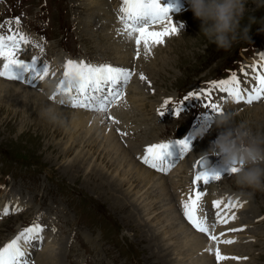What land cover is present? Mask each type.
Here are the masks:
<instances>
[{
  "label": "rangeland",
  "instance_id": "1",
  "mask_svg": "<svg viewBox=\"0 0 264 264\" xmlns=\"http://www.w3.org/2000/svg\"><path fill=\"white\" fill-rule=\"evenodd\" d=\"M34 1L37 2L35 7L24 10L22 8L28 5L23 0H0V17L16 14L21 17L25 25L44 30L41 17L44 11L45 14L48 11L49 20L46 19V21L50 22L47 29L50 36L47 45L52 56L59 49L58 42L62 35L69 34L76 55H86L93 60H102L112 55L113 57H119L109 44L108 40L110 38L105 34L103 27L99 22L93 21V18L97 16L96 11L104 9L93 4L89 7L85 6L84 4L88 0ZM58 2L60 4L59 9L56 8ZM257 2L264 4V0H247V10L241 22L242 25H246L248 17L255 16L256 20L255 23L251 24L249 38H239L227 51L218 49L215 44L209 43L199 33L201 21L194 16L191 8L182 16L175 18L174 21L180 24H183L187 19L191 26L188 28V25L186 27L184 24L183 29L184 27L186 29L179 28L178 35L171 40L167 38V42L161 49L160 45L155 46L157 49L155 55L144 62L148 65V68L142 62L143 68L151 74L149 81L153 87L152 92L148 94L149 96H144L145 101L140 108L146 115V118L140 119L143 124L140 129L142 132L145 131L146 127L147 131L151 130L146 138L151 139L166 135L172 137L176 135V129L181 124L187 126V131H190L193 125H199L205 117L208 118L211 109H208V111L202 109L209 101L222 104L220 97L217 95L218 89H214L210 97H202L200 101H197L196 97L183 100L181 111L177 114L174 106L179 105V102L189 92L200 91L199 85L207 88L210 81H218L225 77L229 78L230 74L236 70L241 80V87L250 88L244 83L243 77H249L248 73H251L250 66L256 64L254 54L257 51H264V7L258 8ZM51 4L53 7H51ZM108 8L110 9L111 6ZM25 11L27 12L25 13ZM13 25L15 28H20L15 23ZM105 46H107V49ZM118 51L120 52V50ZM103 52L106 53L103 54ZM230 62L234 64V68L224 73L223 69ZM246 67L247 69L242 72L241 69ZM238 71L243 75L242 77L239 76ZM202 82L204 84H201ZM136 93L134 89L130 88L127 95H135ZM138 94L143 97V91L139 90ZM158 98H160V102L159 105L154 107L156 111L157 109L164 110L162 107L163 101L166 98H171L172 104L167 106V110L173 111V119L168 117L164 119L153 118V107L150 101L156 102ZM253 103L250 105L251 107L242 106V110H240V106L233 105V108L230 107L226 113L234 114L233 124L241 120H247L254 131H264V101L254 105ZM257 105H260V108L257 109L263 110L255 118L251 109ZM12 117L13 114L7 115L0 110V245L17 228L20 227V230H22L31 222L37 221V219L38 222L43 223L42 219L44 218L43 220H46L45 222L49 223L50 226L54 225L55 231L52 229V233L57 238L63 239V243L59 247L60 254H62L66 264H162L163 255L161 253L158 256L155 255L153 249L156 251V247H154V243L151 245V242L144 238L143 228L135 224L128 211L121 209L116 198L114 199L113 194L109 192L110 190L102 188L95 178L89 177L92 170L88 169L87 172L81 170V172L78 171V168L69 166L74 156L72 148L67 150L72 152L71 155L69 153L62 154L61 150L56 149L60 140L66 137L69 138V128L66 132L55 135L53 127L51 129L43 127L47 130L42 135H36V130L33 129L31 123L28 125L25 121L28 117L27 113L19 115L17 120ZM215 118L216 116H214ZM223 130V128L213 124L201 143L195 146V150L187 161L196 165L201 153L208 152L212 143ZM141 141L138 140L137 142L141 143ZM104 146H108V144ZM101 151V148H99L97 152L99 155H96L92 167L95 166V162L100 160ZM107 151L113 152L111 149ZM108 154H105L100 161L103 167L109 166L112 162V160L109 161ZM209 155L214 157L216 164L225 165L221 156L217 155L220 160H216L215 154L209 153ZM183 167L181 166L179 171L174 174L175 183L184 174ZM170 173L172 174V171ZM168 182H171L170 179ZM225 184L230 185L232 189H238V186L233 182L227 181ZM130 188L133 192L137 186L133 185ZM146 189L142 190V195L145 194ZM179 189H181L180 186L177 187V193L180 191ZM245 191L251 192L252 205L258 208L256 211L264 214V191ZM8 192L18 196L19 200L24 201L22 203L30 201L26 212L15 214L23 211L20 210L15 211L14 215L3 214V201L1 198L6 197L5 204H7L9 198L6 194ZM129 197L131 199L139 198L138 195ZM159 197L158 195L153 204L156 213L154 215L152 212L149 213V217L146 219L142 215L140 220L141 224L145 221L149 223L151 229L158 234L162 232V229L158 228V224L154 222V219L160 218V214H164L168 210V206L165 204L166 200L163 197L159 199ZM158 207H161L162 210ZM246 214L250 218L249 239L253 238V241L243 245V248L249 253V258L246 259H244L246 256L241 255V258L244 259L243 264H264V219L253 221L258 218L254 217L260 214L256 212L257 215H253L251 211ZM148 235H151V233H148ZM161 235L166 241L162 240L165 245L163 243L161 245H164L165 249L161 251L166 253L171 251L170 256L173 260L172 263L164 264H188L191 262H188L187 256L183 253L180 254L177 249L173 248L178 244L175 242V238L171 235L168 237ZM206 240L209 243L208 248L210 246L213 248L207 237ZM37 244L40 245L41 242H37ZM46 245L49 246L45 242ZM226 250L227 247L222 250L221 254L225 255ZM208 253L209 257L212 256L213 264H215L213 251H208ZM179 256L181 257L179 258ZM32 258L34 260V253ZM182 260L184 261L181 262ZM220 264H228V262L224 260Z\"/></svg>",
  "mask_w": 264,
  "mask_h": 264
},
{
  "label": "bare ground",
  "instance_id": "2",
  "mask_svg": "<svg viewBox=\"0 0 264 264\" xmlns=\"http://www.w3.org/2000/svg\"><path fill=\"white\" fill-rule=\"evenodd\" d=\"M99 3L100 0H88V2L84 5L87 7L91 6V4L98 6ZM96 12L101 19L103 29H105L106 31L109 30L108 28H110L111 24L110 21L105 17V14H103V11L99 9ZM93 19L95 20V17ZM163 27L164 26H158L156 30H162ZM167 38L168 37L165 38V41ZM106 47L107 46H105V48ZM115 48H128V45H126V42H123L118 39ZM140 52L141 55L143 54V56L146 54L143 46ZM104 53L106 52H103V54ZM261 53L264 52H258L255 57L258 58ZM27 54H31L32 57L36 56L40 59V57L44 55V50L43 52L41 50H34L33 52L28 51ZM114 58L117 59V61H110L112 63H115L116 66H122L123 64H126L129 60L126 51H121L120 56L118 58L114 56ZM135 58L136 55L134 52V59ZM68 59L70 58L66 59L62 53H57L55 55L54 61L58 60L59 63L64 65V63ZM2 64L3 62H0V67ZM130 69H132V63ZM47 80H41V82L43 81L42 88L44 87L45 89L46 87V89L48 90L49 83L47 82ZM131 87H133V89L137 92L136 95L128 97V99L124 95L122 99L110 105L108 112L102 113L97 111L91 112V110L89 109L84 110L63 107L50 101L47 98V95H44L43 93H40L35 89L26 88L24 86H21L16 81L5 80L4 78L0 77V110L7 115L13 114L12 118L15 120H17L19 115L27 113L28 117L25 121L28 123V125L31 123V126L34 127L33 129L36 130V135H42L45 130H47L48 128L51 129L52 127L55 135H60L66 132L67 128H69V138L66 137L62 140L59 139L60 142H58V148H55L61 150L62 154L69 153V155H71L72 152L67 150L72 148V151H74V156L72 157L69 166L73 168H78V171L85 170L83 172H87L88 169L92 170V172L89 174V177L95 178L102 188L107 189L108 191L110 190L109 192L113 194L114 199L116 198L121 209L128 211L129 216L132 220H134L135 224L140 225V227L143 228V234L145 235L144 238L147 241L149 240L151 242V245L152 243H154V247H156V251L155 249H153L155 255L158 256L159 253L163 255L161 260L162 264L170 262L172 263L173 260L170 256L171 251L167 253L161 251L165 249L163 247L165 244L162 242L164 238L161 234H163L164 237H168L171 235V237L175 238V242L178 244L176 245V247L174 246L173 248L177 249L180 254L183 253L185 256H187V260L189 259L188 262L191 261L190 263L187 262L188 264H213L212 256L209 257V253L206 250L209 246V243L206 240L207 236L202 235L195 231L193 228H191L183 217L181 211L179 210V206H182L181 201L186 200L188 198V195L182 194L178 196L176 190L177 187L181 186L184 182H186L187 184L186 188L188 190L191 189L192 185L189 179H187V167L192 168V163L189 164L186 157V159L182 160L179 165L174 170H172V174L170 173V171V174L168 173L166 175H160L155 173L159 171H153L149 166L145 165L144 163H140V161H138L134 156L135 153L140 150L139 147L141 148V145H143V152L139 153L140 158L143 157L146 146L153 143H157L158 141L154 140V137L147 141L143 139V142L140 143L141 145L135 147L134 142L130 140V138H126V128L128 125V119H130V117H136L138 122H140V119L142 120V118H146L145 112L143 113L140 108L143 106V103L145 101L144 96L147 94H144V88L143 97L138 94V91L140 89L138 88L137 82H135V84H131ZM66 96L69 98L68 95ZM159 99L160 98H158L156 102H152V100L150 101V104L153 108L155 107V104H158L160 102ZM257 108H260V105L252 107L251 109L252 114L255 118L258 117V115L262 113L261 110H263ZM48 109L53 110V115L55 116V119H52L48 115H46V111ZM110 118H114V120L118 121V123H114L113 119ZM153 118H155V115H153ZM64 126H66V128L63 129ZM141 126H143V124L140 122L138 126L134 127L137 129ZM43 127H47V129ZM105 144H108V146H104ZM173 146L175 145L173 144ZM99 148H101L102 153L100 154V160L98 162H95V166L98 167H92L96 155H99L97 153L99 151ZM109 149H111L113 152L107 151ZM105 154H108L107 156H109V161L112 160V162L109 166L107 165L103 167V165L100 164V161L103 159ZM189 159L190 157L188 158V160ZM181 166H184V174L175 183L174 173L176 171L178 172ZM234 176H231L229 179H227V176H223L221 180L217 182L211 180V185H209L207 188V190L211 191L213 200L222 199L223 203H227L229 197H231L233 200H236L238 198L239 201L243 203L242 207L232 209L233 212L236 209H240L238 215H236L237 218L235 220L229 221L228 224H215V228L212 231L213 234L218 236L221 241H234V239L231 238L232 231H229V229H233L234 227L235 229H240L241 225L246 226L247 229L245 231H242L241 233L243 239L241 240L240 244L235 242L234 244L229 246V244H216L215 242L210 241L213 246V259L215 264H220L222 261H224L221 260L218 262L215 259L214 249L216 247H219L220 252H222V250H224L228 246L225 254V256L227 257H241L242 254H249L243 248V245L252 243L253 241V238L249 239L248 232L251 230L249 227L250 218L247 217L246 213L251 211L253 212V215H257L256 212L259 214V212L256 211L258 208L253 207L252 205L251 194L241 197L238 195V193L241 191L239 187L237 190H232L229 188L228 184H225L227 181L234 183ZM169 179L172 184L171 182H168ZM133 185L137 186V188H134L135 190L132 192V189L130 187H132ZM144 189H146V192L144 195H142V190ZM182 190L183 188L181 189V191ZM170 191L171 193H169ZM117 192H119V194H117ZM131 192L135 196L138 195L139 198L131 199L129 196L134 197ZM148 193L152 194L149 195ZM6 195L7 198H9L7 204L12 201L15 204V208L24 210L25 206H28L30 203V201H25V203H22L24 201L19 200L18 196H16L15 194H9L8 192ZM158 195L160 196L159 199L163 197V199L166 200L165 204H167L168 206V210L165 211L164 214H160V218L154 219V222L158 224V228L162 229V232L160 234L156 233L153 229H151L149 223H146L145 220L143 224L140 223L142 215L143 218L146 219L149 217V213L152 212L153 215L156 213L155 209L153 208V204ZM136 200L137 203H139L138 205L137 203L135 204ZM221 206H223V204ZM10 210L11 209H9L8 212H10ZM164 210L165 208L163 209V211ZM230 214L231 212L228 213V215ZM207 218L209 220V224L211 225V218L209 216H207ZM254 218L256 219L253 221H262L264 219V215H257ZM53 227L54 225H51L48 228L47 226L44 227L42 235L45 237L44 240L46 244H49V246H45L44 243L39 247L40 249L34 251V260L30 261L31 264H66L62 254H60L61 250L59 247V245L63 243V239H61L60 237L57 238L54 233H51L52 229H54ZM148 233H151V235H148ZM221 233H223L224 235H221ZM10 240L4 242V244L9 242ZM162 243L164 244L163 246L161 245ZM28 249H26V251ZM181 256H179V258ZM235 260H237V264L241 262V259L231 258L226 259L225 261H227L228 264H236L234 263ZM243 260L240 264H243ZM183 261L184 260H182L181 262Z\"/></svg>",
  "mask_w": 264,
  "mask_h": 264
},
{
  "label": "snow or ice",
  "instance_id": "3",
  "mask_svg": "<svg viewBox=\"0 0 264 264\" xmlns=\"http://www.w3.org/2000/svg\"><path fill=\"white\" fill-rule=\"evenodd\" d=\"M171 5L162 6L160 0H122L121 6L118 10V19L122 27L118 29V33L126 36L130 41H134L135 55L140 57V48L143 45L146 54L151 53L152 46L165 44V38L173 36L177 33L178 28L174 24L172 17L169 15ZM6 24L11 25L13 21H5ZM15 24L19 26V18L15 19ZM156 25H163L162 30H155ZM3 28V25H0ZM182 29L183 25H179ZM10 34H0V59L3 60L2 67H0V77H5L10 81H22L26 84L32 85L37 79L43 80L49 73V65L46 61H41L38 57H31L30 61H25L19 58V53L27 46L35 44L43 52L41 44L36 43L31 37L23 32H12L11 28L8 29ZM25 46V47H22ZM260 59L264 60V53H261ZM255 73L254 80L256 86L249 90L248 88L241 87V80L236 72H232L227 79L219 81H210L208 89H201L197 92H189L180 102L179 105L174 106L176 113L181 111L183 100L189 97H202L210 96L214 89H218L221 93H226L228 98L239 104L241 101L251 105L254 101H260L264 97V65L260 66L257 70L256 65L250 66ZM63 78L57 85L58 91L63 92L70 97L72 107L85 108L92 111L106 113L109 106L124 97L123 88L128 84L133 76V71L114 66L110 63L94 64L85 62L83 60L76 61L72 59L66 60L63 65ZM242 72L245 70L242 68ZM247 75V73H245ZM142 81L147 77L143 73L140 74ZM73 81L75 83L73 84ZM54 93L50 99H55ZM61 104L64 101L60 102ZM172 104L171 98H166L163 101L162 107L164 110L159 114L167 111V106ZM206 108L211 109L212 113L216 116L223 113L224 109L220 104L209 101ZM114 123H118L115 121ZM123 135V133H122ZM172 140L167 142L153 143L146 146L144 155L141 157L142 162L152 169L161 173H167L174 163H169L165 160V155L169 154L170 145ZM180 144L181 153H188L190 151V144L185 140L175 141ZM200 164V161H197ZM236 168H228L229 175L235 174ZM222 178L221 173L216 171L202 170L196 171L192 178L193 189L189 193L186 200L181 201L183 215L190 225L199 233L206 234L211 242L216 244L234 243L233 240L221 241L218 236L213 234L215 224H228L230 220H235L236 214L232 211L234 208L242 207L243 203L237 198L233 200L229 197L227 203H223L222 199L212 201V207L215 209V221L211 225L206 216L200 215L201 201L205 196V191L199 187V182L203 181L204 184L213 181H220ZM223 204V207L221 205ZM22 209L16 208L13 211H20ZM8 207L3 210V214H8ZM231 212V215L228 213ZM243 229H229V231H241ZM44 226L37 221L32 225L22 229L13 239L0 247V264H31L28 258L26 249L33 246V242L43 240L42 232ZM55 231V229H53ZM221 235H224L221 233ZM209 252L213 251L210 246L206 249ZM215 259L219 262L226 259H241V257H227L222 255L219 247L214 249ZM246 259V257L244 258Z\"/></svg>",
  "mask_w": 264,
  "mask_h": 264
},
{
  "label": "clouds",
  "instance_id": "4",
  "mask_svg": "<svg viewBox=\"0 0 264 264\" xmlns=\"http://www.w3.org/2000/svg\"><path fill=\"white\" fill-rule=\"evenodd\" d=\"M189 4L194 16L201 21L199 33L218 49L227 51L239 38H249L251 24L256 18L249 16L248 23L242 25L247 0H189ZM257 7H264V4L257 2ZM49 87L60 97L58 103L68 98L55 84L50 83ZM46 115L55 119L52 109H48ZM233 120L232 113L217 114L215 124L224 130L208 152L201 153L200 159L206 171L209 153L221 156L228 168H236L234 183L241 189L238 195L244 197L251 194L245 190L264 191V131H254L247 120L235 124ZM203 131V128L198 130Z\"/></svg>",
  "mask_w": 264,
  "mask_h": 264
}]
</instances>
